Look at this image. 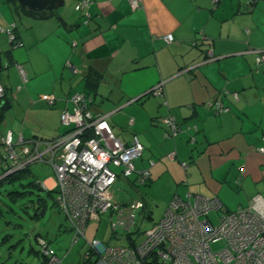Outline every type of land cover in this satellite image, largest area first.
<instances>
[{
  "label": "crops",
  "instance_id": "0c3cea01",
  "mask_svg": "<svg viewBox=\"0 0 264 264\" xmlns=\"http://www.w3.org/2000/svg\"><path fill=\"white\" fill-rule=\"evenodd\" d=\"M79 1L66 0L68 7L43 20L4 23L16 24L23 43L12 49L9 40L16 67L8 71L23 86L0 140L8 131L27 140L64 134L63 110H73L72 96L87 94L92 113L106 115L124 144L135 136L143 144L136 168L150 171L143 185L157 187V200L169 206L175 196L191 194L192 202L194 195L218 197L224 213L254 204L257 196L264 201V65L257 61L264 49V0H143L138 8L131 0H92L88 22L75 9ZM161 82L165 96L152 95ZM43 94L56 103L41 100ZM216 100L229 111L212 110L208 103ZM169 116L181 127L177 136L164 125ZM121 180L139 186L135 177L116 183ZM43 182L56 188V176ZM115 197L147 206L142 198ZM74 246L64 257L55 250L63 264L69 256L67 264H85L72 256Z\"/></svg>",
  "mask_w": 264,
  "mask_h": 264
},
{
  "label": "built area",
  "instance_id": "2783aa9c",
  "mask_svg": "<svg viewBox=\"0 0 264 264\" xmlns=\"http://www.w3.org/2000/svg\"><path fill=\"white\" fill-rule=\"evenodd\" d=\"M143 0H131L133 8L141 6ZM220 0H212L217 4ZM253 0H249L251 3ZM92 0H80L77 11H84L86 22L91 13L86 12ZM0 27L8 34L12 49L23 46L16 41L13 29ZM167 42L174 40L167 34ZM258 63L264 65V49L260 50ZM24 79L27 76L19 66ZM76 71V69H74ZM164 83L157 84L150 93L164 96ZM5 89L0 84V99ZM239 94L235 93V98ZM40 99L54 105L57 97L43 94ZM73 110L64 109L61 123L67 131L53 139L27 140L23 134L18 139L12 131L1 136L0 180L16 172L30 168L35 163L52 166L56 176V199L60 211L70 222L73 232L72 246L84 240L88 250L83 256L86 264H264V201L261 196L248 207L224 213L218 222L211 218V212L220 211L218 197L189 194L188 199L175 196L164 217L145 232L140 241L127 246H113L108 242L86 236L90 222L101 221L108 213L117 216L112 224L116 232L119 228L128 230L135 227L137 217L145 208L142 201L122 205L115 197L114 185L120 176L129 178L134 173L140 183L150 177V171H138L136 160L144 151L137 136L129 145L124 144L114 133L106 115H94L90 109L91 97L78 93L71 97ZM217 113L228 112L221 101L208 103ZM164 125L172 136L181 131L180 125L172 117L164 119ZM264 156V147L259 149ZM152 164L154 162H151ZM187 166L186 163H183ZM119 168L120 171H116ZM41 251L47 258L46 264H63L48 242L39 240ZM223 242V247L214 250L213 244Z\"/></svg>",
  "mask_w": 264,
  "mask_h": 264
},
{
  "label": "rangeland",
  "instance_id": "374dc122",
  "mask_svg": "<svg viewBox=\"0 0 264 264\" xmlns=\"http://www.w3.org/2000/svg\"><path fill=\"white\" fill-rule=\"evenodd\" d=\"M14 6L13 0H0V26L7 28L10 23L5 25V22L17 19ZM65 6L68 7L66 4ZM30 17L37 20L33 16ZM9 49L8 35L0 32V51L5 62L4 65L8 62L6 52ZM15 67L8 63V67L2 71V82L9 86L8 95L12 101L15 94L18 93L19 85L23 84L22 79L15 76L8 77L11 74L8 71ZM27 87L31 88L30 82ZM13 114L11 108L0 126V133L6 129L7 125H12L9 123ZM13 129L17 136L20 132V125ZM64 130L65 127H62V131ZM30 170L27 174L14 176L0 185V264H41L42 257L31 251V248L36 251H39L40 248L36 236L45 239L62 257L66 255L72 245L73 236L70 222L55 203L57 194L50 193L43 186L46 177L55 176L54 169L47 163H35L30 167ZM124 183L125 181L121 180L114 186L115 193L120 196L121 201L142 198L147 203L146 209L137 217L136 226L130 230L132 233L129 234L128 230L122 228L115 232L112 229V224L117 222V216L112 217L110 214H104L101 221H95L88 225L87 238L89 240L98 238L113 246H127L130 242L140 241L144 233L151 230L164 217L168 205L165 200L156 199L153 191H156L157 187H152V184L131 186L124 185ZM39 203H42L46 210L44 213L41 211L37 217L36 211ZM223 211L222 209L211 212L210 218L215 223L218 222L224 214ZM223 245V242L215 243L213 248L217 251ZM88 248V244L82 240L71 250L72 256L77 255L79 261V258L83 259ZM70 258L71 256L66 259L65 264L70 261Z\"/></svg>",
  "mask_w": 264,
  "mask_h": 264
},
{
  "label": "trees",
  "instance_id": "16d2710c",
  "mask_svg": "<svg viewBox=\"0 0 264 264\" xmlns=\"http://www.w3.org/2000/svg\"><path fill=\"white\" fill-rule=\"evenodd\" d=\"M13 2H14V7H15V12H16V16L17 17H23V16H28V17H30V16H33V17H35L36 19H45V18H48V17H51L52 15H54V14H56V11H42V12H31V11H29L27 8H25V7H22L21 6V4L19 3V1L18 0H13ZM83 12V11H82ZM15 24V23H14ZM11 25V24H10ZM16 25V24H15ZM15 30H16V27H14V29H13V32H14V35H15V38H16V41L18 40V41H20V42H22L20 39H19V37L17 36V34L15 33ZM1 32V31H0ZM4 33V32H3ZM8 35V34H7ZM8 39H9V36H8ZM11 44V48H12V43H10ZM6 55H7V57H8V62L6 63V66L4 65V68H6V67H8V63H11L12 62V49H9V51H7L6 52ZM3 62H4V59H3ZM4 64H5V62H4ZM3 68V69H4ZM93 78H95V79H97L96 77H95V75H94V77ZM3 86H4V89H5V93H4V96L0 99V126L2 125V123L4 122V120H5V118H6V114H7V112L8 111H10V109L12 108V103H11V99H10V97H9V95H8V93H9V88L7 87V86H5L4 84H3ZM21 88V87H20ZM19 88V89H20ZM152 95H154L153 93H151ZM165 94V93H164ZM155 96H157V95H155ZM165 96V95H164ZM161 97H163V96H161ZM3 102H4V105L2 106V104H3ZM2 134V132L0 133V135ZM2 153V149L0 150V154ZM137 161V160H136ZM138 170V169H137ZM29 171H31L30 170V168H26V169H24V170H21V171H19V172H16V173H14V174H12V175H9V176H7V177H4V178H2L1 180H0V185L3 183V182H5V181H8L9 179H11V178H13L14 176H20L21 174H27ZM120 177H123V176H120ZM132 177H135V183L136 184H138V185H143V184H146L148 181H149V179L148 180H146L145 181V183H140L139 181H138V176H137V174L136 173H134L132 176H130L129 178H126V179H129V180H131V178ZM123 178H125V177H123ZM150 178V177H149ZM115 186V185H114ZM49 192L50 193H52V192H55L57 195H56V197H55V203L57 204V202H56V199H57V196H58V189L57 188H54V189H51V190H49ZM131 204V203H130ZM145 204V203H144ZM122 205H125V204H122ZM126 205H128V204H126ZM58 206V205H57ZM145 207H146V204H145ZM42 208H43V204L42 203H39V206H38V208H37V211H36V216L38 217L40 214H41V211H42ZM146 208H144L143 209V211L145 210ZM0 212H1V210H0ZM62 213V212H61ZM106 214H108V213H106ZM148 215H149V213H148ZM102 217V216H101ZM102 220V219H101ZM90 223H92V222H90ZM89 223V224H90ZM88 224V225H89ZM72 230V229H71ZM132 232H130L129 234H131ZM72 236H73V232H72ZM131 236V235H130ZM42 237H39V236H36V240L39 242V240L41 239ZM82 241V240H81ZM80 241V242H81ZM84 241V240H83ZM85 242V241H84ZM86 243V242H85ZM39 245H40V242H39ZM51 247V246H50ZM52 248V247H51ZM53 249V248H52ZM54 250V249H53ZM31 251L32 252H35L37 255H40L41 257H42V262H41V264H46L47 263V258L48 257H46V256H44V254L42 253V251H41V245H40V248H39V251H36L34 248H31ZM54 252H55V250H54ZM56 253V252H55Z\"/></svg>",
  "mask_w": 264,
  "mask_h": 264
},
{
  "label": "water",
  "instance_id": "95a60500",
  "mask_svg": "<svg viewBox=\"0 0 264 264\" xmlns=\"http://www.w3.org/2000/svg\"><path fill=\"white\" fill-rule=\"evenodd\" d=\"M22 7L27 8L31 12L42 11H58L65 6L66 0H18ZM6 66V65H5ZM4 68L3 56L0 51V84L2 83V71ZM4 105V102L2 106ZM46 210L45 206L42 208V213Z\"/></svg>",
  "mask_w": 264,
  "mask_h": 264
}]
</instances>
